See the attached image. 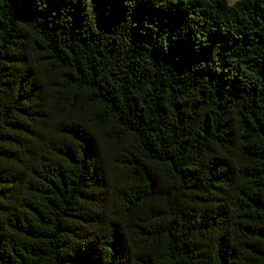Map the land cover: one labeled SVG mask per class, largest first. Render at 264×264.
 I'll use <instances>...</instances> for the list:
<instances>
[{
  "label": "trees",
  "instance_id": "16d2710c",
  "mask_svg": "<svg viewBox=\"0 0 264 264\" xmlns=\"http://www.w3.org/2000/svg\"><path fill=\"white\" fill-rule=\"evenodd\" d=\"M0 264H264V0H0Z\"/></svg>",
  "mask_w": 264,
  "mask_h": 264
},
{
  "label": "rangeland",
  "instance_id": "374dc122",
  "mask_svg": "<svg viewBox=\"0 0 264 264\" xmlns=\"http://www.w3.org/2000/svg\"><path fill=\"white\" fill-rule=\"evenodd\" d=\"M238 0H228L229 4H234L235 2H237Z\"/></svg>",
  "mask_w": 264,
  "mask_h": 264
}]
</instances>
